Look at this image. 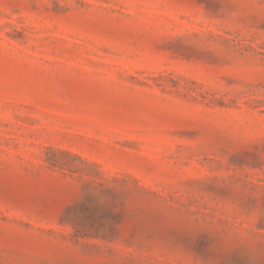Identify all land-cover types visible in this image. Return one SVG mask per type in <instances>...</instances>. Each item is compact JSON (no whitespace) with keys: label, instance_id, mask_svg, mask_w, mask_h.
Returning a JSON list of instances; mask_svg holds the SVG:
<instances>
[{"label":"rangeland","instance_id":"obj_1","mask_svg":"<svg viewBox=\"0 0 264 264\" xmlns=\"http://www.w3.org/2000/svg\"><path fill=\"white\" fill-rule=\"evenodd\" d=\"M0 264H264V0H0Z\"/></svg>","mask_w":264,"mask_h":264}]
</instances>
